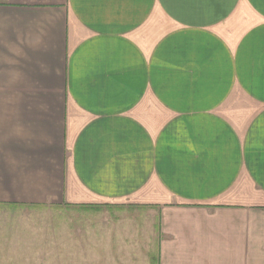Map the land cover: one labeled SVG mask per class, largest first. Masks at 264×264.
<instances>
[{"label": "crops", "instance_id": "crops-1", "mask_svg": "<svg viewBox=\"0 0 264 264\" xmlns=\"http://www.w3.org/2000/svg\"><path fill=\"white\" fill-rule=\"evenodd\" d=\"M46 207L144 210L155 264H264V0H0V264H40Z\"/></svg>", "mask_w": 264, "mask_h": 264}, {"label": "rangeland", "instance_id": "rangeland-1", "mask_svg": "<svg viewBox=\"0 0 264 264\" xmlns=\"http://www.w3.org/2000/svg\"><path fill=\"white\" fill-rule=\"evenodd\" d=\"M25 210H14L8 216L15 222V238L28 235L22 226V216L27 214L17 213ZM28 211L45 234V255L40 264H155L147 257L148 252L143 250L146 245L141 241H147L146 230L151 227L150 216L144 210L46 207ZM134 238L141 241L138 244L142 251L133 243ZM122 244L125 252L118 247ZM30 264H37L36 259Z\"/></svg>", "mask_w": 264, "mask_h": 264}]
</instances>
